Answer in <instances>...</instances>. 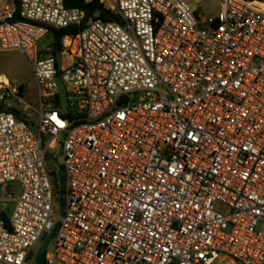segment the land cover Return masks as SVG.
I'll list each match as a JSON object with an SVG mask.
<instances>
[{
    "label": "built area",
    "instance_id": "obj_1",
    "mask_svg": "<svg viewBox=\"0 0 264 264\" xmlns=\"http://www.w3.org/2000/svg\"><path fill=\"white\" fill-rule=\"evenodd\" d=\"M99 1L0 0V53L39 94L0 76V264H36L58 224L47 264H264V3ZM63 29L59 67L43 41Z\"/></svg>",
    "mask_w": 264,
    "mask_h": 264
},
{
    "label": "rangeland",
    "instance_id": "obj_2",
    "mask_svg": "<svg viewBox=\"0 0 264 264\" xmlns=\"http://www.w3.org/2000/svg\"><path fill=\"white\" fill-rule=\"evenodd\" d=\"M192 7L198 12V14L212 17L216 16L220 12V4L224 0H186ZM54 42L52 36L47 37L43 41L45 47L51 46ZM7 76L13 83L18 86H23L25 88L24 98L25 100L39 109V94L37 83L33 75L31 66L27 57L19 51H6L0 53V76ZM37 125L38 118L32 117ZM53 155L56 156L54 161H48V168L53 173V180L56 176H60L63 165L64 158L61 146H56L54 150H50ZM11 189L15 191L18 195L21 194V188L18 184H12ZM58 200V199H57ZM15 209V204L9 201L0 202V211L4 212L7 216L11 217ZM55 209L60 213V206L58 201L55 203ZM41 244L37 247V253L41 248ZM225 264H232L231 260L226 261Z\"/></svg>",
    "mask_w": 264,
    "mask_h": 264
},
{
    "label": "water",
    "instance_id": "obj_3",
    "mask_svg": "<svg viewBox=\"0 0 264 264\" xmlns=\"http://www.w3.org/2000/svg\"><path fill=\"white\" fill-rule=\"evenodd\" d=\"M105 19L110 21L112 20V15L107 14L105 16ZM57 60H58V66L61 67L62 66V54L60 52L57 53ZM59 81V85H60V98H61V102H62V113L66 114L68 113L69 109H68V99H67V93H66V87L64 85V82L62 81L61 78L58 79ZM37 136H39V134L37 133ZM43 147H46V142L43 141ZM48 159L51 161L55 160V156L53 154H48ZM59 206H60V215L64 216V211H65V201H64V197L63 195L60 196L59 199ZM60 224H58L50 233V235L44 240L38 254L36 257V264H47L46 263V254H47V250L48 247L54 237V234L56 232V230L59 228Z\"/></svg>",
    "mask_w": 264,
    "mask_h": 264
},
{
    "label": "trees",
    "instance_id": "obj_4",
    "mask_svg": "<svg viewBox=\"0 0 264 264\" xmlns=\"http://www.w3.org/2000/svg\"><path fill=\"white\" fill-rule=\"evenodd\" d=\"M16 4H17V8L18 10L20 9V2L19 0H15ZM66 4L68 7H85L88 9L90 15H93L94 12H96L97 10H101L102 9V5L100 3V1L98 0L95 4L91 5V6H85L83 3V0H65ZM246 1H250V2H260V3H264V0H246ZM106 14L102 13L101 14V18L105 19ZM19 20V19H17ZM73 30L72 29H63V30H53V34H54V49L55 52H62V41L63 38L70 34ZM76 32V31H75ZM1 109V107H0ZM22 119V118H21ZM49 161V159H48ZM61 174L60 176H56L55 180H54V185H55V194L58 197V200L60 199V196L62 195V191H61ZM6 217V215H5Z\"/></svg>",
    "mask_w": 264,
    "mask_h": 264
}]
</instances>
